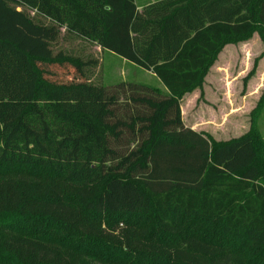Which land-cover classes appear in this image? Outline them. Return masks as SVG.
Here are the masks:
<instances>
[{"label": "trees", "instance_id": "trees-1", "mask_svg": "<svg viewBox=\"0 0 264 264\" xmlns=\"http://www.w3.org/2000/svg\"><path fill=\"white\" fill-rule=\"evenodd\" d=\"M28 11L164 92L95 86L93 62L35 54L52 27ZM253 32L264 42V0H0V264H264L261 150L212 143L180 111Z\"/></svg>", "mask_w": 264, "mask_h": 264}, {"label": "rangeland", "instance_id": "rangeland-1", "mask_svg": "<svg viewBox=\"0 0 264 264\" xmlns=\"http://www.w3.org/2000/svg\"><path fill=\"white\" fill-rule=\"evenodd\" d=\"M159 1L163 0H136V5L142 8ZM26 13L33 18L32 12ZM33 21L52 27L39 38L31 37L32 44L36 41L41 45L35 54L65 55L93 62L85 69L88 83L104 87L136 83L164 92L150 72L69 36L63 29L58 31L41 18H33ZM8 26L10 31L11 24ZM22 34L16 32V35ZM26 35L28 40L30 35ZM48 69L52 80L65 82L71 79V71L67 69ZM180 111L184 127L203 134L212 143L249 135L255 147L261 150L257 165L261 171L260 182L264 185V42L257 32L245 40L227 43L221 49L206 68L200 83L181 97Z\"/></svg>", "mask_w": 264, "mask_h": 264}, {"label": "crops", "instance_id": "crops-1", "mask_svg": "<svg viewBox=\"0 0 264 264\" xmlns=\"http://www.w3.org/2000/svg\"><path fill=\"white\" fill-rule=\"evenodd\" d=\"M135 4H136V0H135ZM153 4V3H152ZM148 5H150V4H146L145 6H143L142 8H144V7H146V6H148ZM137 6V5H136ZM142 8H138V6H137V10L138 11H141L142 10ZM124 61V60H123ZM126 62V61H125Z\"/></svg>", "mask_w": 264, "mask_h": 264}]
</instances>
